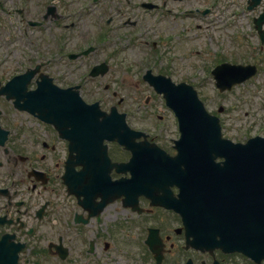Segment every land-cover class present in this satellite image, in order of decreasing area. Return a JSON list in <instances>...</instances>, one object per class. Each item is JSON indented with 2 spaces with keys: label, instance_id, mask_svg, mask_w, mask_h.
I'll list each match as a JSON object with an SVG mask.
<instances>
[{
  "label": "flooded vegetation",
  "instance_id": "1",
  "mask_svg": "<svg viewBox=\"0 0 264 264\" xmlns=\"http://www.w3.org/2000/svg\"><path fill=\"white\" fill-rule=\"evenodd\" d=\"M84 1L88 0L55 1V13L47 17L49 2L44 1L41 5L32 2L38 9L32 18L29 17L30 3L20 5V10L11 19L17 71L7 75L6 67H2L0 88L14 75L37 67L28 84L31 90L47 78L58 85L77 84L83 88V82L89 79L86 58L70 61L68 55L70 50L76 53L84 50V33H80V21L67 16V6H78ZM122 1L129 6L132 0ZM143 1L157 6L143 8L145 2H141L137 14L125 8L124 16H128L122 26L115 25L121 22L120 16L111 9L106 10L104 4L99 8L92 5L93 10H85L89 14L81 19L88 23L87 18H93L95 51L105 52L103 57L101 53L97 56V63L109 62L110 65L119 49L132 44V34H128V30L138 32L139 41L144 44L155 39L161 42L163 33L146 30L147 24L160 25L167 18L163 13H169V6L182 0ZM33 21L37 24L31 25ZM150 101L151 98L148 103ZM10 104L13 102L5 96L0 97V125L7 131V134L0 132V264H186L188 259L195 264L210 262L200 260V252L191 248L186 250L183 218L167 207L151 205L144 195L139 197L137 204L129 206L124 203L123 196L115 199L108 195L112 186L107 190L82 188L69 192L62 177L69 156L68 143L60 140L50 125L32 114L28 113L43 125L39 124L41 128L38 129L24 128L21 117L25 112L15 109L14 105L11 112L5 111ZM147 106L139 112L133 108L126 110L134 126L133 120L145 122L151 118V105ZM140 127L144 126L141 124ZM146 139L155 141L151 134ZM108 152L112 162L127 159L124 158L127 152L115 144L109 146ZM98 164L105 177L108 167L104 159ZM77 170H82V166L78 165ZM108 174L112 180H118L130 177L131 170L112 169ZM171 190L176 198L178 188ZM130 197L131 200L138 199L136 195ZM148 241L153 245L154 253ZM156 254L160 257L159 262ZM185 254L190 255L187 260ZM216 256H219L220 264H229L219 252Z\"/></svg>",
  "mask_w": 264,
  "mask_h": 264
},
{
  "label": "rangeland",
  "instance_id": "2",
  "mask_svg": "<svg viewBox=\"0 0 264 264\" xmlns=\"http://www.w3.org/2000/svg\"><path fill=\"white\" fill-rule=\"evenodd\" d=\"M3 1V10H0V20L5 21V24L8 25L7 29L0 28V35L3 38H6L7 42H10L8 46L2 43L0 40V61L6 62L5 55L7 50L8 54L12 53V57L9 58V62L5 63V73L11 75L13 72L17 71V66H14V62L17 60L15 54H13L14 44L12 43V25L11 19L15 14L20 10L21 1L24 0H2ZM30 1L29 7L31 15L33 17L37 12L36 6H32L33 2H44V0H28ZM46 1V0H45ZM52 1V0H47ZM139 2V0H134ZM243 0H235V2L241 4ZM133 2V1H132ZM193 0L180 1L176 2L175 5L171 6L173 8L172 12L168 15L169 17L160 24L156 25L153 22L148 23L147 27L149 30L157 31V34H162L164 36L173 35L176 33H181L182 30L186 31L189 37L182 38L181 41L178 38H173L169 43L163 42L159 47V52L164 54L163 61L168 63L169 70L171 72V79L176 83L187 82L196 88L199 98L205 104L206 109L212 114L220 117V124L222 125V134L224 137L232 140L234 142L243 143L247 139L254 137L255 135L264 136V46L260 49L259 39L257 33H253L251 30L252 15L258 16L264 9V0L257 9V13L251 15L237 14L236 18H230V12L236 10L226 7V12L223 8H220L217 13L207 15L206 19L200 17H193L191 20L188 17L183 18L179 15L177 11L180 8H191L194 4ZM117 5V1L114 2ZM108 4L110 6L114 5ZM200 7L208 6L209 0H203V2H196ZM40 5L42 3H39ZM118 5L121 9L125 7V4L120 3ZM107 5V4H106ZM107 5V6H108ZM114 5V8L117 6ZM105 7L107 10L108 7ZM191 6V7H189ZM127 8V7H126ZM74 9V8H73ZM130 11V8H127ZM10 10H12L10 12ZM237 11V10H236ZM10 12V13H9ZM225 15L229 17V20L232 19L235 22V27H229L227 32L221 31L216 32L214 29L215 21L219 18L220 15ZM258 14V15H257ZM128 16V15H126ZM37 21L31 22V25H35ZM198 24L200 27L197 28ZM87 29V28H86ZM243 33L237 38V35L233 32ZM86 33V32H85ZM217 34V35H214ZM215 37L213 39L212 37ZM178 37V36H177ZM90 38L84 34L83 40ZM167 44V45H166ZM118 55L114 56L112 63L110 64L111 70L107 76L104 77L99 82H91L84 88L85 101L87 103L91 102L95 97L101 95V92L104 90V84H110V92L118 91L119 95L125 96V103L118 106L120 111H126L132 109V105L141 100L142 104L145 102L143 100L148 99L149 89L145 83L138 81V76L134 74L126 75L125 79L122 81L118 80V77L123 76L125 72L126 65L138 66L142 62V56L150 49H145L141 46H130L126 45L125 49H119ZM104 56L105 52H96L91 54L87 58L88 65L95 60L96 56L99 54ZM168 57L171 59L169 63ZM219 60L231 61L232 63H241L244 64L253 63L257 64L260 67L258 74L251 79L249 82L240 84V86L235 87L229 93H220L215 87V81L208 72V68L217 63ZM161 65V62H160ZM160 65L158 68H160ZM4 67V66H3ZM163 66L162 68H164ZM160 68V69H162ZM2 72V71H1ZM1 75V73H0ZM193 75L195 79H193ZM136 83V84H132ZM106 94V93H105ZM117 98H106L105 102L102 103L101 107L104 110L109 111L112 105H116ZM155 105L159 103L155 102ZM222 107V112H218L219 108ZM13 105L10 104L4 109L7 112H11ZM152 106H150V109ZM23 112V111H22ZM24 113V112H23ZM160 112H154L153 116L145 122H138L133 120L136 125L132 127H140L142 124L144 127L149 129H154L153 131L159 134L163 133V128L165 130V145L170 148L172 145V140L177 138V127L173 120L166 123L165 126H155L153 124L158 121ZM158 116V118H156ZM38 125H37V123ZM28 115V112L21 117V122L24 124L26 129H38L43 125L42 122L35 120ZM39 124H41L39 126ZM159 130H162L161 132ZM189 255L185 254L184 258H187ZM202 258L208 259L212 262L211 257L207 254H200V260ZM228 261V259L226 260ZM230 261H237L243 263L241 257L231 258ZM229 262V261H228Z\"/></svg>",
  "mask_w": 264,
  "mask_h": 264
},
{
  "label": "water",
  "instance_id": "3",
  "mask_svg": "<svg viewBox=\"0 0 264 264\" xmlns=\"http://www.w3.org/2000/svg\"><path fill=\"white\" fill-rule=\"evenodd\" d=\"M243 70L247 71V69ZM218 71L216 77L218 86L221 90L229 89L233 83L227 84L226 70H222L221 67ZM254 73L253 70L242 80ZM181 92H184L185 101L182 102L178 97L174 104L177 110L184 112L182 126H186L191 134L199 137L197 139L200 141L205 138L210 141L206 153L207 159L195 160L187 154L188 158L196 165L209 162L215 165L216 158L224 159L220 167L214 168L217 170L215 175L210 168L212 175L193 176L192 179L183 182V204L188 207V213L191 212L193 217L192 234L200 244L211 240L210 244L213 247H219L224 251H240L248 253L253 258L256 256L264 258V176H256L257 164L254 163V160L258 159L264 166V138L256 137L243 145L223 138L219 120L206 113L204 106L196 97L197 93L188 86H185ZM66 98L65 103L61 102L57 106L59 112L83 109V103H74L70 106L68 105L70 97L66 95ZM120 123L125 132L121 130ZM120 123L112 128L106 126L95 129L79 124L73 131L82 133L87 138L82 142H90L89 137L94 134L93 142H97L100 138H110L119 140L128 147L135 144L133 140L135 135L127 128L123 118ZM64 132L69 131L64 130ZM188 145L189 142L182 143L181 149L186 152ZM154 156H158L156 149ZM130 167L142 170L152 165L141 155L135 157ZM157 174L153 171L148 175L153 178ZM145 175L146 173L138 174L136 178L138 182L140 176ZM144 190L151 191L149 188ZM156 202H159L158 199ZM217 236L221 238L220 243L216 241Z\"/></svg>",
  "mask_w": 264,
  "mask_h": 264
}]
</instances>
